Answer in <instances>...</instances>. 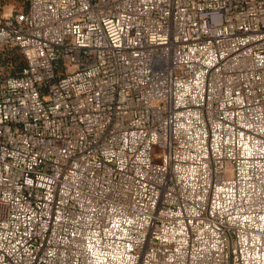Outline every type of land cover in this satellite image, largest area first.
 I'll return each instance as SVG.
<instances>
[{
	"label": "built area",
	"instance_id": "1",
	"mask_svg": "<svg viewBox=\"0 0 264 264\" xmlns=\"http://www.w3.org/2000/svg\"><path fill=\"white\" fill-rule=\"evenodd\" d=\"M0 47V264H264V0H0Z\"/></svg>",
	"mask_w": 264,
	"mask_h": 264
},
{
	"label": "rangeland",
	"instance_id": "2",
	"mask_svg": "<svg viewBox=\"0 0 264 264\" xmlns=\"http://www.w3.org/2000/svg\"><path fill=\"white\" fill-rule=\"evenodd\" d=\"M26 0H5V9L6 12L9 13L12 7H15L17 10H23L26 8ZM10 57H15L18 64L21 66L23 65V56L19 49L17 48H10V47H0V72L3 74L8 75L9 73L12 74L13 72H19L20 67L13 68L8 65V59ZM159 154V150H155V155Z\"/></svg>",
	"mask_w": 264,
	"mask_h": 264
},
{
	"label": "trees",
	"instance_id": "3",
	"mask_svg": "<svg viewBox=\"0 0 264 264\" xmlns=\"http://www.w3.org/2000/svg\"><path fill=\"white\" fill-rule=\"evenodd\" d=\"M27 2V0H26ZM4 5H5V0H4ZM26 5V4H25ZM8 65L13 67V68H16V67H20V70L23 69L24 65H25V61L23 60V65L21 66L20 64H18V62L16 61L15 57H10L8 59ZM17 73V72H16ZM12 74H15L14 72Z\"/></svg>",
	"mask_w": 264,
	"mask_h": 264
}]
</instances>
